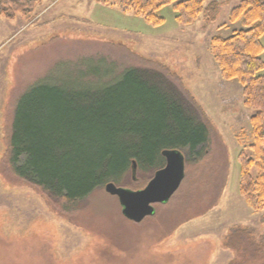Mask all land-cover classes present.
<instances>
[{
  "label": "rangeland",
  "instance_id": "1",
  "mask_svg": "<svg viewBox=\"0 0 264 264\" xmlns=\"http://www.w3.org/2000/svg\"><path fill=\"white\" fill-rule=\"evenodd\" d=\"M216 1L215 22L200 15L188 25L177 21L171 5L158 11L164 22L154 25L95 0H44L36 16L14 19L13 37L0 43V264H228L239 258L224 246L235 227L264 237V210L252 209L240 193L239 154L251 141L253 112L243 103L240 81L222 77L210 50L213 37L242 28L230 22L240 0ZM141 59L181 78L217 137L204 158L186 161L187 177L172 199L140 223L123 215L105 187L64 213L11 170L15 103L39 81L107 83L131 68H149ZM156 171L136 166L116 185L144 188Z\"/></svg>",
  "mask_w": 264,
  "mask_h": 264
},
{
  "label": "trees",
  "instance_id": "2",
  "mask_svg": "<svg viewBox=\"0 0 264 264\" xmlns=\"http://www.w3.org/2000/svg\"><path fill=\"white\" fill-rule=\"evenodd\" d=\"M43 1L0 0V17L32 18ZM95 1L134 12L154 25L164 22L158 11L168 5L177 21L186 25L200 15L215 22L221 5L216 0L208 4L206 0ZM238 21L242 28L227 37H213L210 50L222 77L240 81L243 103L253 112L251 141L239 154L240 193L260 212L264 210V0H240L230 13V22ZM141 61L150 63L149 68H131L107 83L75 87L39 81L22 94L8 136L7 159L15 176L46 193L64 213H74L98 188L117 184L131 168L135 170L134 161L138 169L148 171L165 165L162 152L168 149L181 150L187 163L204 158L217 137L212 121L179 76L156 61ZM186 177L187 172L183 182ZM224 246L239 257L228 264H264V237L256 238L252 229L235 227Z\"/></svg>",
  "mask_w": 264,
  "mask_h": 264
},
{
  "label": "water",
  "instance_id": "3",
  "mask_svg": "<svg viewBox=\"0 0 264 264\" xmlns=\"http://www.w3.org/2000/svg\"><path fill=\"white\" fill-rule=\"evenodd\" d=\"M165 165L158 169L144 188L131 190L108 182L105 190L117 196L122 206L123 215L135 223L156 213L155 204H166L179 190L186 174L185 155L179 149H168L162 152ZM134 169L136 162L134 161Z\"/></svg>",
  "mask_w": 264,
  "mask_h": 264
},
{
  "label": "crops",
  "instance_id": "4",
  "mask_svg": "<svg viewBox=\"0 0 264 264\" xmlns=\"http://www.w3.org/2000/svg\"><path fill=\"white\" fill-rule=\"evenodd\" d=\"M48 13H50V12L49 11L46 13L43 12V14L39 15L38 18L44 17ZM0 20H4V19L0 18ZM13 21H14V19L9 20V21L5 20L4 23H0V43H6L10 39V37H13V34H12L13 29H14Z\"/></svg>",
  "mask_w": 264,
  "mask_h": 264
}]
</instances>
